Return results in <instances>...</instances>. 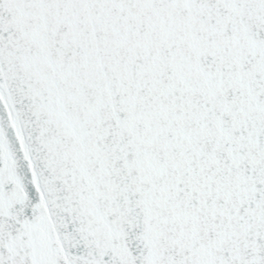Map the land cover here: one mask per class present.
Instances as JSON below:
<instances>
[{
  "label": "snow or ice",
  "instance_id": "obj_1",
  "mask_svg": "<svg viewBox=\"0 0 264 264\" xmlns=\"http://www.w3.org/2000/svg\"><path fill=\"white\" fill-rule=\"evenodd\" d=\"M0 264H264V0H0Z\"/></svg>",
  "mask_w": 264,
  "mask_h": 264
}]
</instances>
